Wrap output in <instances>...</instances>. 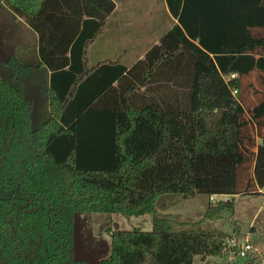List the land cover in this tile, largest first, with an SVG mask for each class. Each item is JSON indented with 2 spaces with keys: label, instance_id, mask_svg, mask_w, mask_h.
Here are the masks:
<instances>
[{
  "label": "trees",
  "instance_id": "1",
  "mask_svg": "<svg viewBox=\"0 0 264 264\" xmlns=\"http://www.w3.org/2000/svg\"><path fill=\"white\" fill-rule=\"evenodd\" d=\"M118 1L0 0L36 38L33 61L10 55L0 72V264H88L75 259L78 213L152 217L150 231L110 229L95 264L238 253L233 199H209L195 224L230 233L176 229L156 204L264 193V99L244 100L248 77L264 84V33L236 19L264 0H201L225 37L210 50L179 23L186 0H160L162 32L131 63L96 50ZM38 103L48 115L34 127ZM252 253L245 264H259Z\"/></svg>",
  "mask_w": 264,
  "mask_h": 264
},
{
  "label": "rangeland",
  "instance_id": "2",
  "mask_svg": "<svg viewBox=\"0 0 264 264\" xmlns=\"http://www.w3.org/2000/svg\"><path fill=\"white\" fill-rule=\"evenodd\" d=\"M201 0H186L179 20L182 28L190 36L197 34L199 39L196 41L202 48L210 50L216 44L225 39L220 32V36L211 29V17H204L202 12L211 15L214 3H199ZM215 2V1H214ZM130 8L124 10L127 15L116 18L112 16L108 20V25H114L118 21H124V28L127 30L119 34L120 45H124L128 51L123 57L128 63L133 62L144 52L148 40L145 39V32L152 28L153 22H159L162 5L160 0H127ZM201 9V11H200ZM236 19L242 26L264 33V6L256 7L250 11L239 9ZM120 27V26H119ZM107 30V31H106ZM110 33L106 28L103 34ZM140 36V37H139ZM223 37V38H220ZM104 39V38H103ZM36 38L35 36L17 19L12 17L4 8H0V72L7 69L5 62L10 55L27 61L34 60ZM131 46V47H130ZM98 47V52L108 54L109 49ZM108 47V46H107ZM134 51V52H133ZM115 53V52H113ZM110 55V53L108 54ZM115 54H112L114 56ZM119 56V55H117ZM109 58V56H103ZM111 58V57H110ZM91 63V62H90ZM247 86L244 97L245 103L253 107L264 99V84L257 82L255 75L245 80ZM47 112L43 106L36 105L33 126L38 127L46 118ZM172 195H163L156 204L157 215L170 217L175 221V228H191L198 224L203 216L209 199L211 201L233 199L235 204L234 220L236 221L240 236L243 238L240 243L247 239L253 246L254 251L250 255L257 254L260 258L259 264H264V197L248 195H207L197 194L195 197L186 200H177L172 206L165 209L161 208V203H168ZM151 215L145 214L138 217H123L118 214L107 213H78L74 218V249L75 259H83L88 264H95L98 260L106 258L110 254V229L130 230L139 228L143 231L151 230ZM195 229L208 232L230 233L232 224L225 221H209L201 225H195ZM238 242V241H236ZM207 259V260H206ZM245 264V259L238 255L228 257H207L205 259L196 256L193 264Z\"/></svg>",
  "mask_w": 264,
  "mask_h": 264
},
{
  "label": "crops",
  "instance_id": "3",
  "mask_svg": "<svg viewBox=\"0 0 264 264\" xmlns=\"http://www.w3.org/2000/svg\"><path fill=\"white\" fill-rule=\"evenodd\" d=\"M161 5H162V10H163V4H162V2H161ZM127 7L129 9H131L130 6H129V4L127 3V0H124L122 3H120L119 1L116 2L115 12L110 17H108V19H107V27L106 28H109L110 29V33L102 34V36L100 37L101 38V41H100V43H98V45L96 46V48L102 47V45H105V47L103 49H105V50H108L109 49L110 55H112V54H115V55L122 54V55H124V54H127V52H132V51H128L125 48L124 45L121 46L120 45V42H119V34L127 31L124 28V24H125L124 21H118L114 25H112V24L108 25V20L112 16H115L116 18H119V16H120V18L123 17V19L126 20L127 15L125 14L124 10H127ZM161 14H162V12H161ZM159 23H160V19H159V22H155V23L153 22L152 28H150L148 30H143L145 32V35H144L145 36V39H147L148 42L154 41V39H157L158 36L161 34L162 30H157L156 29L157 28L156 26ZM96 50H98V49H96ZM113 52H115V53H113ZM122 59L124 60V58H122ZM259 196H263L264 197V193H261ZM208 262L209 261H203L202 263L203 264H206Z\"/></svg>",
  "mask_w": 264,
  "mask_h": 264
},
{
  "label": "built area",
  "instance_id": "4",
  "mask_svg": "<svg viewBox=\"0 0 264 264\" xmlns=\"http://www.w3.org/2000/svg\"><path fill=\"white\" fill-rule=\"evenodd\" d=\"M234 243V242H233ZM238 253L237 255L241 258H246L247 256H249V254L251 252L254 251L253 246L246 240H244L243 242H239L238 243Z\"/></svg>",
  "mask_w": 264,
  "mask_h": 264
}]
</instances>
